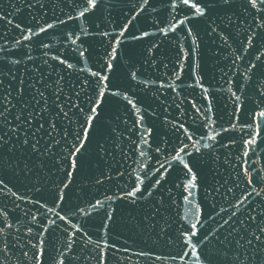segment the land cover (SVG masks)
Returning <instances> with one entry per match:
<instances>
[{"label":"water","instance_id":"obj_1","mask_svg":"<svg viewBox=\"0 0 264 264\" xmlns=\"http://www.w3.org/2000/svg\"><path fill=\"white\" fill-rule=\"evenodd\" d=\"M243 4L235 0L210 20H187L169 0H101L85 17L76 0H0V68L19 69L26 80L42 74L53 87L63 76L68 94L83 84L92 95L96 81L107 76L106 94L120 93L108 96L103 116L108 154L93 152L87 175L74 174L68 188L59 184L63 172L51 160L28 178L7 165L0 171L7 185H0V264H198L191 251L196 237L185 246L182 228L197 224V236L207 232L208 248H218L222 218L242 209L246 220L264 209V75H253V65L264 63V39H248L264 31L256 27L264 20ZM17 59L25 63L13 66ZM184 145L200 158L194 189L173 159ZM9 155L23 167L26 157ZM157 178L147 201L118 198L122 188L143 189ZM61 190L63 199H57ZM189 191L191 203L184 199ZM245 196L247 208L237 209ZM201 244L196 247L204 251ZM234 247L227 245L229 257L237 254ZM238 255L248 264L244 257L252 253Z\"/></svg>","mask_w":264,"mask_h":264},{"label":"snow or ice","instance_id":"obj_2","mask_svg":"<svg viewBox=\"0 0 264 264\" xmlns=\"http://www.w3.org/2000/svg\"><path fill=\"white\" fill-rule=\"evenodd\" d=\"M36 2L38 3L39 0H36ZM100 2L101 0H76V3L81 7L79 17H85L86 13L98 9ZM147 2L148 0H144L145 4ZM169 2L172 8L179 7L180 11L185 12L187 20L195 18L210 20L213 12H217V9H231L235 5V0H169ZM40 6L43 8L42 4ZM242 6L250 14H253L252 10L256 9L254 15H259L260 19L264 20V15L261 14L264 13V0H244ZM228 19L231 21V17ZM184 22L180 21V23ZM53 27V24H47V28ZM256 27L264 29V24H257ZM212 30L215 31V29ZM45 31V28H40V32ZM191 31V28H189V34H191ZM121 35H123V32H121ZM144 35H148V33L145 32ZM253 35L259 39H264V31H261L250 34L248 37L249 42H251ZM24 38L29 39L27 36ZM136 38L133 36V39ZM80 55L83 56L84 52L80 51ZM31 59L32 56L28 53L27 60ZM10 63L16 66L25 63V60L17 59L10 61ZM72 67L73 65L68 64V68ZM107 67L115 75L116 70L113 66L108 64ZM253 67L256 68V73H253V75L257 73L264 75V63L259 66L253 65ZM17 71L19 69L13 71V68H8L7 71H4L3 68H0V171H3L4 166L7 165L13 171L18 170L19 173L24 174L25 178H28L34 168L43 169L47 167V162L51 160L57 171L63 172V179L59 181V184L63 185V188H68L69 183H71L70 178H74V174L76 176L87 175L93 152L97 156L108 154V149L104 143L105 126L103 116L110 107L108 96H118L120 93L108 91L106 94L104 88L105 81L109 80L107 76L96 81V87L93 88L92 95L88 94L83 84L78 90L75 86H72V94H68L60 83L64 79L63 76L58 77L53 82L55 84V87H53L42 74L36 77L30 76L26 80L23 76H17ZM91 75L97 76L98 74L93 72ZM4 77L15 84V91L12 90L11 85L5 84ZM133 78H135V74H133ZM26 81L31 82L26 84ZM89 87H91V84H89ZM50 88L51 93L45 95V92ZM26 89L28 93H31L28 99L25 98ZM13 93H15L14 96ZM123 99L135 108V104L131 99L127 96H124ZM237 99L239 98L237 97ZM14 100L15 102H13ZM13 109H15V123L9 119ZM72 116H77L78 119L74 122ZM260 116L264 118V111L260 113ZM64 121H67L68 127L61 129V124ZM73 124H75V127L72 126ZM180 127L182 128L183 125H180ZM13 138L16 139L15 143L11 142ZM209 138L215 140V136ZM188 139H191V136ZM186 147L187 145L180 147L179 152L176 153L173 159L177 160L179 165H182L180 171L188 179L186 187L194 189L197 187V175L193 169L198 170L200 158L187 153L185 151ZM17 151L21 157H26L22 161L23 167L20 166L17 160L10 161L9 154L14 155ZM141 154L143 155V153ZM185 157H189V159L185 160ZM160 168L167 171L163 163L160 164ZM159 184L160 178H157L154 184L150 183L149 186L143 189L138 185H134L128 191L122 188L123 196L118 198L121 200L130 198L128 199L130 204H136L137 201H147L153 196V191L150 188H154L155 185ZM0 185L7 187L2 178H0ZM190 196L191 191H189L188 196L184 197L189 203H191ZM56 198L63 199L62 190L57 193ZM108 199H111V197H108ZM245 200H247V196L239 200L235 207L241 209V205H243L244 208H247L244 203ZM101 203V201H97V205ZM155 211L159 212V207H156ZM108 219L111 220L112 216L109 215ZM222 220L220 228L223 229V235L221 236L219 231L215 234V241L220 245L218 248H208V243H211V241H207V232H204L202 236H197L199 231L197 224L182 228L181 239L185 246L192 243L193 238L196 237L191 251L196 253L198 264H243L238 255L240 250H244L245 254L252 253L250 257L247 255L244 257L248 264H264V209L255 216L249 212L246 220L243 218L242 209L240 215L233 212L227 219L222 218ZM202 241H207V243L201 244ZM197 244H201L204 251L197 249ZM229 244H234V252L237 253L232 257H229L227 253V245ZM70 246L71 244H69ZM33 247H36V245H33ZM189 254L182 252L178 255L186 256ZM141 255H144V253H141ZM156 258L159 259L160 257ZM61 264H63V261H61Z\"/></svg>","mask_w":264,"mask_h":264}]
</instances>
